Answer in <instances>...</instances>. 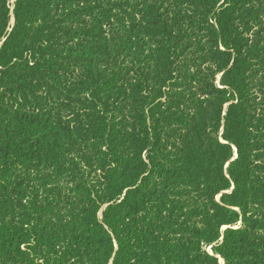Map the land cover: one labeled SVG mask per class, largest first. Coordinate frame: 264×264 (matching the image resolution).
Returning a JSON list of instances; mask_svg holds the SVG:
<instances>
[{"label": "trees", "instance_id": "obj_1", "mask_svg": "<svg viewBox=\"0 0 264 264\" xmlns=\"http://www.w3.org/2000/svg\"><path fill=\"white\" fill-rule=\"evenodd\" d=\"M11 2L0 264H264V0Z\"/></svg>", "mask_w": 264, "mask_h": 264}, {"label": "rangeland", "instance_id": "obj_2", "mask_svg": "<svg viewBox=\"0 0 264 264\" xmlns=\"http://www.w3.org/2000/svg\"><path fill=\"white\" fill-rule=\"evenodd\" d=\"M14 2V0H12V2L11 3H13ZM10 24L12 25L13 24V17L11 16V20H10ZM227 167V166H226ZM225 167V168H226ZM219 197L220 196H218L217 197V200L219 199ZM225 228H223V230H224ZM218 260H219V264H224V261L221 259V258H218Z\"/></svg>", "mask_w": 264, "mask_h": 264}]
</instances>
